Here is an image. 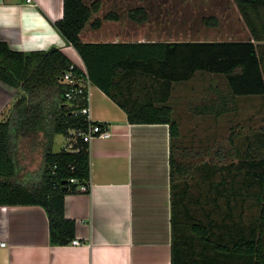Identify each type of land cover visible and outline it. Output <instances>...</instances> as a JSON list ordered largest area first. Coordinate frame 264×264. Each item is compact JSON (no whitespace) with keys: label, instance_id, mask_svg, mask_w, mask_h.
<instances>
[{"label":"trees","instance_id":"16d2710c","mask_svg":"<svg viewBox=\"0 0 264 264\" xmlns=\"http://www.w3.org/2000/svg\"><path fill=\"white\" fill-rule=\"evenodd\" d=\"M233 1L251 34L248 40L95 43L84 42L80 34L101 1L64 0V15L54 27L76 49L85 70L59 47L19 51L0 40V81L19 90L10 115L0 119V205L42 206L53 245H67L75 238L76 222L66 217L65 196L79 192L80 183L91 182L90 142L78 136L74 150L54 152L49 146L43 179L35 186L10 180L16 169L13 125L27 130L48 126L51 136L67 137L96 123L81 112L89 105L87 93L66 96L76 87L63 79L72 71L81 83L90 81L118 103L130 123L169 126L172 264H198L200 255L205 264H264V123L258 128L245 122L231 127L227 142L186 146L170 103L175 86L198 73L224 76L228 90L216 87L218 94L201 107L197 104L195 114L224 117L229 114V95L264 98V0ZM130 17L142 22L148 12L135 8ZM203 23L219 25L215 15L204 17ZM101 25L99 18L93 22L95 28ZM54 92L55 106L34 102Z\"/></svg>","mask_w":264,"mask_h":264},{"label":"crops","instance_id":"0c3cea01","mask_svg":"<svg viewBox=\"0 0 264 264\" xmlns=\"http://www.w3.org/2000/svg\"><path fill=\"white\" fill-rule=\"evenodd\" d=\"M84 1L90 4L95 0ZM100 1V9L80 34L84 42L207 40L172 39L170 34L160 32L166 13L156 0ZM235 7L242 20L236 4ZM135 8H144L148 19H132L130 11ZM110 13L118 18H105ZM63 15L64 0H0V40L19 51L59 47L85 70L76 49L54 27ZM98 18L102 25L95 28L93 22ZM244 26L241 33L245 38L236 40L251 38L245 23ZM260 53L264 66V43ZM18 93L17 88L0 81V119L10 115ZM173 97L174 94L170 103L175 108ZM251 97L263 98L229 95V115L236 117L241 107L239 98ZM57 98L54 92L34 102L50 108ZM89 106L91 119L107 124L110 136L90 142V191L65 196L66 217L75 220V238L82 244L53 245L48 215L42 206L0 205V240L7 243L0 246V264H172L169 126L130 123L126 111L93 84L89 86ZM13 128L11 154L16 169L10 180L35 186L43 179L45 152L49 146L52 149L54 135L49 134L48 126L45 130L41 126ZM62 149H68L67 140L59 150H52Z\"/></svg>","mask_w":264,"mask_h":264},{"label":"rangeland","instance_id":"374dc122","mask_svg":"<svg viewBox=\"0 0 264 264\" xmlns=\"http://www.w3.org/2000/svg\"><path fill=\"white\" fill-rule=\"evenodd\" d=\"M156 2V5L165 10L168 19L162 16L160 22L162 26L159 31L170 34L168 37L172 39L236 40L245 38V35L241 33L245 26L239 18L233 0H156ZM210 15L218 18V26L208 27L203 23V18ZM226 83L224 76L198 73L189 82L175 86L173 101H175L176 118L181 123L180 140L183 145L196 147L200 144L217 142L219 139L227 142L231 127L245 122L252 123V127L258 128L259 124L264 123V99H258V97L246 100L239 98L241 107L236 117L226 114L219 119L211 114L194 113L197 104L201 107L218 94L215 92V90L219 91L216 87L227 91ZM65 141L64 134H55L52 149L59 150ZM199 258L198 264H205L202 263L203 256L200 255Z\"/></svg>","mask_w":264,"mask_h":264},{"label":"built area","instance_id":"2783aa9c","mask_svg":"<svg viewBox=\"0 0 264 264\" xmlns=\"http://www.w3.org/2000/svg\"><path fill=\"white\" fill-rule=\"evenodd\" d=\"M27 2H32V0H27ZM64 80L68 82L71 86H76L72 88L70 91L66 93V96L69 99H74L77 97H80L82 95H86L87 93V99L89 100V86H90V81H83L81 83V79L77 76H74L72 71H67L64 75ZM81 112L87 115V118L90 121H94L91 119L90 116V106H85L81 109ZM101 122L92 123L90 124L89 128L87 130H78V131H71L70 134L66 137L67 140V148L70 150H74L75 147V142L77 141L78 136L82 137L84 140L87 142H91L94 138L96 137H108L110 136V130L108 127H102ZM108 126V125H107ZM71 182H77L76 178H71ZM91 189V182L87 183H80L78 185V190L79 192H89ZM71 245L73 246H79L82 244V241L79 239L75 238L71 242ZM6 242L4 240H0V246L5 247Z\"/></svg>","mask_w":264,"mask_h":264},{"label":"water","instance_id":"95a60500","mask_svg":"<svg viewBox=\"0 0 264 264\" xmlns=\"http://www.w3.org/2000/svg\"><path fill=\"white\" fill-rule=\"evenodd\" d=\"M66 189V187H63V190H65Z\"/></svg>","mask_w":264,"mask_h":264}]
</instances>
